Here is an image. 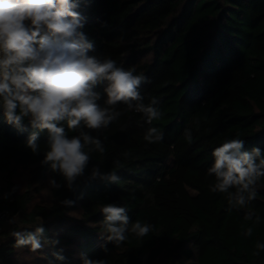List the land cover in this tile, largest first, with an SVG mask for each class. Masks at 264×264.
<instances>
[{
  "label": "trees",
  "instance_id": "1",
  "mask_svg": "<svg viewBox=\"0 0 264 264\" xmlns=\"http://www.w3.org/2000/svg\"><path fill=\"white\" fill-rule=\"evenodd\" d=\"M76 11L93 54L144 75L143 102L157 98L162 116L150 125L117 105L122 115L91 133L105 152L90 153L70 191L41 164L47 131L33 154L26 142L39 130L27 119L24 131L9 125L0 106V211H8L0 220V264H82L81 253L106 264H264V251L253 254L264 243V186L249 205L230 208L226 193L210 190L215 177L207 173L213 150L226 140L264 150V0H79ZM97 91L105 106L103 86ZM149 127L161 130L162 142L144 140ZM93 165L115 171L119 182L89 179ZM50 179L61 187L52 189ZM64 199L74 204L62 205ZM109 203L128 208L130 227L139 220L152 231L143 238L129 232L118 246L107 242L101 208ZM249 212L253 220L244 219ZM37 226L45 228L42 243L59 244L36 252L16 247L12 233ZM248 227L250 237L243 235ZM61 249L64 261L53 255Z\"/></svg>",
  "mask_w": 264,
  "mask_h": 264
},
{
  "label": "clouds",
  "instance_id": "2",
  "mask_svg": "<svg viewBox=\"0 0 264 264\" xmlns=\"http://www.w3.org/2000/svg\"><path fill=\"white\" fill-rule=\"evenodd\" d=\"M79 0H0V106L9 125L24 131V121L33 129L26 145L33 154L41 152L38 143L40 132L47 131V151L42 165L51 173L63 178L70 191L75 190L78 178L85 175L92 151L105 152L102 140L92 132L107 129L122 113L116 106L124 104L130 110L142 113L146 122L162 116L155 97L145 104L139 88L146 77L136 75L135 69L117 66L110 58L95 55V45L82 31L85 18L76 11ZM103 86L105 106L98 101ZM67 126V131L65 125ZM68 131L77 133L68 135ZM185 138L192 140L191 129H185ZM144 140L150 144L163 141L158 127L147 128ZM129 153H125V156ZM214 161L208 168L209 176L215 177L210 185L212 192L226 193L230 208H244L254 201L261 178H264V150L259 147L246 149L242 139H230L216 147ZM119 165V161L115 162ZM89 179L118 183L115 171L102 173L93 165ZM52 189L61 184L49 180ZM234 189V191H230ZM15 191V188L12 189ZM9 194H5L7 199ZM62 205L71 206L74 201L64 199ZM102 238L120 245L131 232L143 238L153 229L149 223L139 220L131 223L126 206L105 204ZM253 213L245 214V220H253ZM256 216L253 224H259ZM45 228L37 226L34 231H15L16 247H29L32 252L44 245L59 244L58 239H43ZM253 227L243 235L250 237ZM103 247V246H102ZM259 255L264 243L257 242ZM53 253L58 261L66 258ZM107 251V249H105ZM82 264H106L104 259L93 260L81 253ZM48 264H53L51 260Z\"/></svg>",
  "mask_w": 264,
  "mask_h": 264
},
{
  "label": "built area",
  "instance_id": "3",
  "mask_svg": "<svg viewBox=\"0 0 264 264\" xmlns=\"http://www.w3.org/2000/svg\"><path fill=\"white\" fill-rule=\"evenodd\" d=\"M7 212V210L0 211V220L6 216Z\"/></svg>",
  "mask_w": 264,
  "mask_h": 264
}]
</instances>
